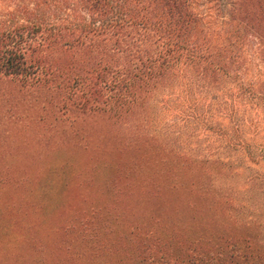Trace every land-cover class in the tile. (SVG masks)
<instances>
[{
	"label": "rangeland",
	"instance_id": "rangeland-1",
	"mask_svg": "<svg viewBox=\"0 0 264 264\" xmlns=\"http://www.w3.org/2000/svg\"><path fill=\"white\" fill-rule=\"evenodd\" d=\"M53 76L0 73V264H178L190 258L183 240L212 253L223 239L264 264V126L254 137L243 125L233 133L218 105L210 119L183 121L196 97L176 77L146 101L147 130L165 151L147 147L109 170L141 129L117 124L99 103L69 109L81 88L67 90L70 74Z\"/></svg>",
	"mask_w": 264,
	"mask_h": 264
},
{
	"label": "trees",
	"instance_id": "trees-1",
	"mask_svg": "<svg viewBox=\"0 0 264 264\" xmlns=\"http://www.w3.org/2000/svg\"><path fill=\"white\" fill-rule=\"evenodd\" d=\"M0 5L5 6L1 74L36 79L70 74L67 90L81 88L82 99L69 109L91 112L99 103L103 114L114 113L117 124L141 129L139 139L116 148L115 159L105 166L109 170L120 160L135 162L147 147L165 151L147 130L146 101L176 77L196 97L185 104L183 121L210 119L218 105L217 116L230 122L233 133L242 125L252 137L263 130L264 0H0ZM69 54L77 56L76 67L67 64ZM137 183L153 185L145 177ZM176 238L166 243L173 250ZM223 240L212 253L211 244L193 247L183 240L190 258L177 263L253 264L257 259L255 249L247 246L234 254L238 243Z\"/></svg>",
	"mask_w": 264,
	"mask_h": 264
}]
</instances>
